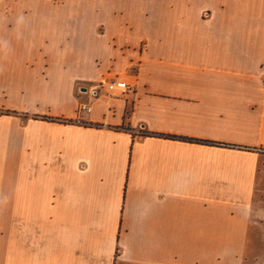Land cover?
<instances>
[{"label":"crops","instance_id":"1","mask_svg":"<svg viewBox=\"0 0 264 264\" xmlns=\"http://www.w3.org/2000/svg\"><path fill=\"white\" fill-rule=\"evenodd\" d=\"M262 241L264 0H0V264H264Z\"/></svg>","mask_w":264,"mask_h":264},{"label":"built area","instance_id":"2","mask_svg":"<svg viewBox=\"0 0 264 264\" xmlns=\"http://www.w3.org/2000/svg\"><path fill=\"white\" fill-rule=\"evenodd\" d=\"M104 88L107 94L114 96H123L129 93L131 90V85L126 80L115 79L110 82L104 83ZM84 110H87V107H84Z\"/></svg>","mask_w":264,"mask_h":264},{"label":"rangeland","instance_id":"3","mask_svg":"<svg viewBox=\"0 0 264 264\" xmlns=\"http://www.w3.org/2000/svg\"><path fill=\"white\" fill-rule=\"evenodd\" d=\"M84 107H87V110H88V106L84 105V106H82V108H81V111H83V112L87 111V110H84ZM262 245H263V247H264V241H262ZM262 254H263V253H262ZM248 264H251V262L249 261ZM254 264H256V263H254ZM260 264H261V263H260Z\"/></svg>","mask_w":264,"mask_h":264}]
</instances>
